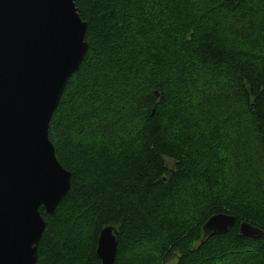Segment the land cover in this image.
<instances>
[{"label": "trees", "instance_id": "16d2710c", "mask_svg": "<svg viewBox=\"0 0 264 264\" xmlns=\"http://www.w3.org/2000/svg\"><path fill=\"white\" fill-rule=\"evenodd\" d=\"M76 3L89 49L49 128L71 189L54 214L40 208L37 264H102L106 225L115 264H264V235L240 229L264 230V163L232 174L225 143L242 118L264 152V0ZM220 212L234 225L204 237Z\"/></svg>", "mask_w": 264, "mask_h": 264}, {"label": "water", "instance_id": "95a60500", "mask_svg": "<svg viewBox=\"0 0 264 264\" xmlns=\"http://www.w3.org/2000/svg\"><path fill=\"white\" fill-rule=\"evenodd\" d=\"M88 22L76 0H0V264H37L46 228L41 213L56 212L71 189L72 171L59 161L50 122L72 74L89 49ZM220 212L204 237L235 223ZM243 235L264 230L241 223ZM118 229L102 228L97 253L115 264Z\"/></svg>", "mask_w": 264, "mask_h": 264}, {"label": "rangeland", "instance_id": "374dc122", "mask_svg": "<svg viewBox=\"0 0 264 264\" xmlns=\"http://www.w3.org/2000/svg\"><path fill=\"white\" fill-rule=\"evenodd\" d=\"M192 103H193V101H192ZM196 104H194V107L197 106ZM222 110H223V108L216 110L217 114H219ZM98 122H99L98 119H94V124H96ZM103 122H105V120ZM231 123L232 124H230L229 126L228 125L226 126V128H228L229 131L228 130L226 131V133L228 135V139L225 141V143H226V148H228V152L231 154L229 159L231 161L230 164L232 165V167L228 168L226 170L227 171L229 170V172H231L232 174H235L238 172L244 173V169L245 170L247 169V166L244 165V162L246 160H249L250 163L254 166L263 165V163H264L263 149H261V147L259 145V140L255 136V133L253 132V130H251V128L248 126V123L246 124V120L245 119L242 120V118H241V120L237 119L236 121H234V122L232 121ZM98 124H102V123H98ZM96 128H100V126L98 125V126H96ZM221 149H223V148H221ZM237 163L239 165H237ZM229 176L232 177L234 175H229ZM234 178H235V180H233L231 178L233 180V182L236 181L237 176L235 175ZM240 185H241V183H240ZM262 186H263L262 188H261V186H259L257 189H255L254 195L256 193H260L261 196L259 198H260V200H262L264 202V184ZM241 187H242V185H241ZM231 188H232V190H235V188H233V186ZM178 194H179V196H184V194H182L181 191L178 192ZM227 195H228L227 197L230 196V194H227ZM204 198H205L204 195L199 197V200L202 204L200 203L198 205L199 206L201 205V207H203L205 205V202H203L205 200ZM193 206H195V207L192 209V212H191L190 207L189 208H185V207L182 208L181 215L184 218H188V217L192 216V215H190L191 213L194 212V214H196V212H198L197 205L194 203ZM200 208H199V210H200ZM143 249H145V248H142V250H140L141 253L146 251ZM134 256H136V253H132V258ZM176 262H177V258H169L168 261L166 262V264H176Z\"/></svg>", "mask_w": 264, "mask_h": 264}]
</instances>
